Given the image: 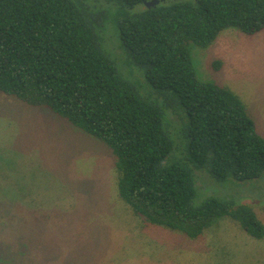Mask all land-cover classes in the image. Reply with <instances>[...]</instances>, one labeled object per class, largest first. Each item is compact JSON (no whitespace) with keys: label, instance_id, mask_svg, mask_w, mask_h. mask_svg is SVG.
<instances>
[{"label":"trees","instance_id":"obj_1","mask_svg":"<svg viewBox=\"0 0 264 264\" xmlns=\"http://www.w3.org/2000/svg\"><path fill=\"white\" fill-rule=\"evenodd\" d=\"M145 1L0 0V92L102 142L141 227L196 239L228 217L261 240L250 206L194 205L200 172L264 180V137L232 90L199 79L188 45L264 30V0Z\"/></svg>","mask_w":264,"mask_h":264},{"label":"rangeland","instance_id":"obj_2","mask_svg":"<svg viewBox=\"0 0 264 264\" xmlns=\"http://www.w3.org/2000/svg\"><path fill=\"white\" fill-rule=\"evenodd\" d=\"M188 48L199 79L232 90L264 137V30L227 28L209 46ZM200 173L195 206L232 201L264 225L263 179ZM117 176L102 142L0 92V264H264V238L228 217L196 239L141 227L118 197Z\"/></svg>","mask_w":264,"mask_h":264},{"label":"water","instance_id":"obj_3","mask_svg":"<svg viewBox=\"0 0 264 264\" xmlns=\"http://www.w3.org/2000/svg\"><path fill=\"white\" fill-rule=\"evenodd\" d=\"M160 1H163V0H160ZM159 0H151V1H145L143 4H144V7L146 8H152V7H155L156 5L159 4L160 2Z\"/></svg>","mask_w":264,"mask_h":264}]
</instances>
